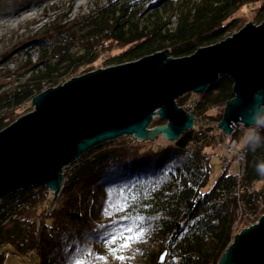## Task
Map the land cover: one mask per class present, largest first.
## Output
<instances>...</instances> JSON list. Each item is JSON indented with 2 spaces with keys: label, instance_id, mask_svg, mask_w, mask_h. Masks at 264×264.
<instances>
[{
  "label": "trees",
  "instance_id": "obj_1",
  "mask_svg": "<svg viewBox=\"0 0 264 264\" xmlns=\"http://www.w3.org/2000/svg\"><path fill=\"white\" fill-rule=\"evenodd\" d=\"M247 13L253 23L264 22V0H106L77 21L61 18L49 36L32 41L38 57L31 63L26 54L25 79L0 93V131L28 113L33 98L56 87L59 78L64 83L95 62L120 65L164 50L172 58L190 56L231 36ZM68 24L76 31L65 29ZM75 47L82 54L74 55ZM232 85L220 76L204 93L178 98L195 120L174 142L119 138L69 164L58 195L33 187L1 199L0 264L8 253L26 257L34 251V264L119 256L124 241L110 246L105 240L124 225L134 228L133 236L142 230L160 239L169 257L164 264H217L236 221L262 204L264 213V114L235 148L242 157L238 172L228 169L231 159L219 157L224 165L206 189L211 151L225 137L203 120L217 125L234 97ZM153 121L151 127L163 124ZM244 132L229 138L239 145Z\"/></svg>",
  "mask_w": 264,
  "mask_h": 264
},
{
  "label": "water",
  "instance_id": "obj_2",
  "mask_svg": "<svg viewBox=\"0 0 264 264\" xmlns=\"http://www.w3.org/2000/svg\"><path fill=\"white\" fill-rule=\"evenodd\" d=\"M220 76L232 81L234 97L218 129L230 135L238 124L252 128L264 114V22L190 56L159 51L44 90L32 111L0 131V200L33 187L58 195L69 164L121 137L176 141L195 120L176 100L204 93ZM155 117L165 125L150 129ZM217 264H264V213L233 237Z\"/></svg>",
  "mask_w": 264,
  "mask_h": 264
},
{
  "label": "rangeland",
  "instance_id": "obj_3",
  "mask_svg": "<svg viewBox=\"0 0 264 264\" xmlns=\"http://www.w3.org/2000/svg\"><path fill=\"white\" fill-rule=\"evenodd\" d=\"M105 1L106 0H0V93L6 90H12L19 82L25 79L26 69L23 68V62L25 61L26 54L27 56L29 55L31 63L36 62L38 50L35 48L34 44H32L33 40L44 35L49 36L51 31L50 27L57 26L59 22L62 21L61 18L66 17L65 20L71 22L77 21L93 10L96 4H103ZM16 10H22V12L14 14ZM245 10V7L242 8V11ZM249 22L257 25L253 23V16L251 13L244 15L241 24L234 33H237ZM65 29L70 30V32L76 31V26L73 27L71 24H68ZM82 52V49L79 47H75L72 50L74 55H80ZM111 66H116V64L107 65L105 62H95L84 71L78 72L76 75H70V79L82 76L90 71L93 72L97 69H105ZM62 78H59L57 85L63 84ZM193 95L195 94L188 93V98H192ZM33 109L34 107L32 105L31 108L26 109L24 112H30ZM25 114L27 113H24V115ZM155 120H157L156 117L154 118V121ZM162 122L163 124L159 126L165 125V122ZM203 122L206 126L212 125L215 131H219L216 123L212 124L204 120ZM151 126L152 125H150V129H153L154 126ZM238 132L239 131L235 134ZM250 132L249 128L245 129L239 141V145H237L238 149L248 138ZM126 138L131 139V144L144 143L138 142L131 137ZM161 138L165 140L161 135H158L153 141H160L162 140ZM226 146L227 145L222 142L221 146L218 145L211 151L213 155L210 160V178L206 189L212 185L217 175L220 173L221 167L224 165L219 157L223 158L228 155V159H231L228 169L238 172V165L236 163L238 160L236 155L238 149L234 150L236 144L232 149L233 151L229 154H226ZM99 147H102V145ZM254 212L255 213L249 215H242L241 219H239L238 222L236 221V226L234 224V236L237 234V229L252 225L259 219L263 212V204L260 205L257 210H254ZM162 257L163 259H161ZM168 260L169 257L166 255V250L160 239L150 237L147 234H139L134 235L133 239L127 243V246L122 248L121 255L108 256L107 258L97 257L87 264H164L168 262ZM37 262L38 257L34 251L26 255V257L8 253L3 264H34Z\"/></svg>",
  "mask_w": 264,
  "mask_h": 264
},
{
  "label": "snow or ice",
  "instance_id": "obj_4",
  "mask_svg": "<svg viewBox=\"0 0 264 264\" xmlns=\"http://www.w3.org/2000/svg\"><path fill=\"white\" fill-rule=\"evenodd\" d=\"M122 220H126L127 216L121 217ZM134 228L131 225H124L123 227L117 228L114 232L110 233L108 238L105 240V243L111 245H114L117 243V240H123L124 243L119 244V247H126L127 243L133 239L132 233L134 232ZM125 233H128V235H124ZM142 235V230L141 233ZM115 248H112V251H115ZM163 259V257L161 258Z\"/></svg>",
  "mask_w": 264,
  "mask_h": 264
},
{
  "label": "built area",
  "instance_id": "obj_5",
  "mask_svg": "<svg viewBox=\"0 0 264 264\" xmlns=\"http://www.w3.org/2000/svg\"><path fill=\"white\" fill-rule=\"evenodd\" d=\"M246 128L242 125V124H238V125H236L234 128H233V131L231 132V134L230 135H225V134H223L222 133V136H223V138L225 137V145H227L226 146V154H229L231 151H233L232 149H233V147H234V145L236 144V147H237V140H235V139H233V138H229V137H231L232 135H234L237 131H244ZM227 136H229V137H227ZM230 148V149H229ZM235 150V149H234ZM236 155H237V157H238V160H237V162H241V160H242V157H241V153L238 151V152H236ZM228 156V155H227ZM223 159V158H222ZM221 159V160H222ZM224 160V159H223ZM31 253V252H30ZM29 253V254H30Z\"/></svg>",
  "mask_w": 264,
  "mask_h": 264
},
{
  "label": "bare ground",
  "instance_id": "obj_6",
  "mask_svg": "<svg viewBox=\"0 0 264 264\" xmlns=\"http://www.w3.org/2000/svg\"><path fill=\"white\" fill-rule=\"evenodd\" d=\"M20 12H22V10H16L15 12H14V14H19Z\"/></svg>",
  "mask_w": 264,
  "mask_h": 264
}]
</instances>
